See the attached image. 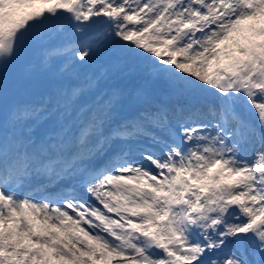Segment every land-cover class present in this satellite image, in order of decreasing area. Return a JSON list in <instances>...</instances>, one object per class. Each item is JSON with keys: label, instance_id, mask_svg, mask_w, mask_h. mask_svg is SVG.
<instances>
[{"label": "snow or ice", "instance_id": "obj_1", "mask_svg": "<svg viewBox=\"0 0 264 264\" xmlns=\"http://www.w3.org/2000/svg\"><path fill=\"white\" fill-rule=\"evenodd\" d=\"M0 264H264V0H0Z\"/></svg>", "mask_w": 264, "mask_h": 264}]
</instances>
